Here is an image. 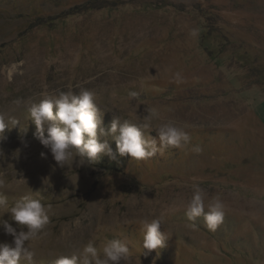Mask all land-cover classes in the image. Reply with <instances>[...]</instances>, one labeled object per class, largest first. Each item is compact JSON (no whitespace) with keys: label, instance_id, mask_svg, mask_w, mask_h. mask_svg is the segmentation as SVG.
Returning <instances> with one entry per match:
<instances>
[{"label":"rangeland","instance_id":"374dc122","mask_svg":"<svg viewBox=\"0 0 264 264\" xmlns=\"http://www.w3.org/2000/svg\"><path fill=\"white\" fill-rule=\"evenodd\" d=\"M80 88L96 93L105 128L155 110L153 129L172 122L190 143L61 168L34 138L28 106ZM0 113L20 120L0 142V194L12 203L33 190L51 205L20 264H55L90 240L100 251L126 242L131 264H264V0H0ZM194 185L206 210L223 204L215 231L186 215ZM153 216L168 239L148 251L140 221Z\"/></svg>","mask_w":264,"mask_h":264},{"label":"clouds","instance_id":"9594fccd","mask_svg":"<svg viewBox=\"0 0 264 264\" xmlns=\"http://www.w3.org/2000/svg\"><path fill=\"white\" fill-rule=\"evenodd\" d=\"M191 34L198 35V30L193 29ZM175 81L182 82L180 73L175 74ZM137 96L135 91L129 93L130 98ZM103 113L96 103V93L85 88L60 91L56 95L44 94L28 106V119L35 125L34 138L48 150L61 168L72 167L74 161L77 166L91 165L101 153L113 160L117 153L121 157L145 160L169 146L183 148L191 140L184 128L172 122L160 123L153 129L151 120L158 117L155 110H151L143 123H133L129 119L121 120L114 116L107 128L103 124ZM18 124L20 120L14 116L0 113V142L7 139L5 130L10 131ZM145 131L149 132L148 136H145ZM152 131L157 134L159 146L157 139L150 134ZM109 136L115 141V153L110 146ZM191 150L199 153L202 148L194 145ZM0 154H3L2 150ZM40 155L45 157L46 154L41 152ZM193 187L186 215L189 219L203 216L208 229L215 231L223 222V204L217 197L207 204L206 210L201 189L198 185ZM33 192L22 195L12 203L0 194V230L12 237L11 242L0 241V264H20L22 259L31 261L35 253L29 242L37 239L50 223L51 205L42 203ZM5 213L16 222L15 227L2 218ZM163 223V216L141 219L142 249L152 251L164 247L168 237L161 231ZM78 261L79 264H131L132 257L124 241L109 240L100 251L95 242L90 240L78 253L58 257L55 264H77Z\"/></svg>","mask_w":264,"mask_h":264}]
</instances>
